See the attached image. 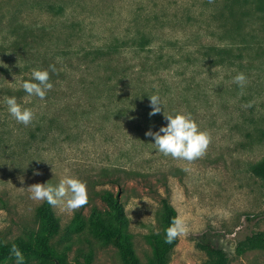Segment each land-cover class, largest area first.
<instances>
[{
	"label": "rangeland",
	"instance_id": "374dc122",
	"mask_svg": "<svg viewBox=\"0 0 264 264\" xmlns=\"http://www.w3.org/2000/svg\"><path fill=\"white\" fill-rule=\"evenodd\" d=\"M33 69L49 71L44 100L21 86ZM238 72L248 79L243 89L232 82ZM153 94L163 108L150 116ZM6 96L33 110L32 123L11 117ZM178 112L212 138L191 164L163 156L145 135ZM263 159L264 0H0L3 244L42 231L37 212L47 202L30 199L27 187L71 175L87 184L85 219L106 209L102 192H119L142 264L165 239L164 199L188 227L170 264H205L203 235L228 264H264V249L236 252L264 233V187L252 171ZM50 206L59 224L51 246L66 264H122L88 228L68 231L79 210Z\"/></svg>",
	"mask_w": 264,
	"mask_h": 264
},
{
	"label": "clouds",
	"instance_id": "9594fccd",
	"mask_svg": "<svg viewBox=\"0 0 264 264\" xmlns=\"http://www.w3.org/2000/svg\"><path fill=\"white\" fill-rule=\"evenodd\" d=\"M50 67L52 71H55L54 65ZM49 81L48 70L33 69L31 80L23 81L21 86L28 97L34 96L44 100L47 92L53 87ZM232 82L243 89L248 83V79L244 73L238 72L233 77ZM149 99L152 109L149 115L154 116L160 113L163 108L160 96L153 94ZM4 103L7 105L9 114L17 123L25 126L32 123L35 115L32 109L22 107L15 97H4ZM246 106L251 107V103ZM164 117L167 120L166 126H162L156 132L148 130L145 133L146 136L154 139L155 142L152 144L160 154L176 161H184L187 164H191L206 155L212 140L211 135L208 131L200 129L190 113L178 112L175 115L164 113ZM185 170L188 169L185 168ZM34 175H41V173L36 171ZM27 189L30 193V199L33 201L47 202L54 207L60 206L70 213L86 206L89 200L86 182L71 175H65L58 186H53L49 182L34 183ZM187 232L188 227L185 219L177 215L165 229V243L171 244L177 238L185 236ZM10 254L15 258L16 264H24L25 257L16 244H12Z\"/></svg>",
	"mask_w": 264,
	"mask_h": 264
},
{
	"label": "trees",
	"instance_id": "16d2710c",
	"mask_svg": "<svg viewBox=\"0 0 264 264\" xmlns=\"http://www.w3.org/2000/svg\"><path fill=\"white\" fill-rule=\"evenodd\" d=\"M253 173L260 178L264 187V159L252 167ZM106 205V209L93 208L85 219L82 210L76 212L68 231L80 232L88 228L90 234L103 243L114 247L122 260V264H142L133 247L131 236L128 231V219L119 192L104 191L100 194ZM177 216L176 210L170 203L162 200L160 220L166 229L172 219ZM37 218L41 223L42 231L29 240L18 239L15 242L3 244L0 242V263L14 259L10 254L12 244H16L22 251L25 261L36 259L46 264H66V255L58 256L52 246L51 239L59 231V224L54 212L48 203L39 207ZM178 244V238L171 244L161 239L155 245L154 256L148 264H170V255ZM198 248L205 252L208 260L205 264H228V254L215 246L207 236L199 237ZM264 249V233H258L247 237L236 249L237 255L241 256L249 250Z\"/></svg>",
	"mask_w": 264,
	"mask_h": 264
},
{
	"label": "water",
	"instance_id": "95a60500",
	"mask_svg": "<svg viewBox=\"0 0 264 264\" xmlns=\"http://www.w3.org/2000/svg\"><path fill=\"white\" fill-rule=\"evenodd\" d=\"M57 264H59V263H57Z\"/></svg>",
	"mask_w": 264,
	"mask_h": 264
}]
</instances>
